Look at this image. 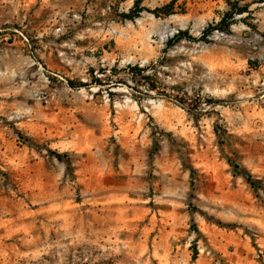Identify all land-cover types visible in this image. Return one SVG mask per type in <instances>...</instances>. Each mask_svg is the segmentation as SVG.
<instances>
[{"label":"rangeland","instance_id":"374dc122","mask_svg":"<svg viewBox=\"0 0 264 264\" xmlns=\"http://www.w3.org/2000/svg\"><path fill=\"white\" fill-rule=\"evenodd\" d=\"M0 264H264V0H0Z\"/></svg>","mask_w":264,"mask_h":264},{"label":"trees","instance_id":"16d2710c","mask_svg":"<svg viewBox=\"0 0 264 264\" xmlns=\"http://www.w3.org/2000/svg\"><path fill=\"white\" fill-rule=\"evenodd\" d=\"M211 30H212V27H210V26H209L208 28H206V29L204 30V35L207 34L208 32H210ZM186 34H187V32H182V31H180V32L175 36V38L169 42L168 45L170 46V45L174 44V43H173L174 41H177V40L181 39V37H184ZM189 37H191V36H189ZM70 83L72 84L73 82L70 81ZM53 153H54V155H55L58 159H62V158H63V154H62V153H60V152H58V151H54ZM196 250H197V249H196V247H195V251H196ZM196 253H197V252H195V254H196Z\"/></svg>","mask_w":264,"mask_h":264}]
</instances>
